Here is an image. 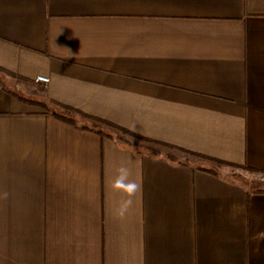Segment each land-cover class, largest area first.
<instances>
[{
    "label": "crops",
    "instance_id": "obj_1",
    "mask_svg": "<svg viewBox=\"0 0 264 264\" xmlns=\"http://www.w3.org/2000/svg\"><path fill=\"white\" fill-rule=\"evenodd\" d=\"M0 67L54 111L256 170L0 85V264H264V0H0ZM121 165L143 185L123 219Z\"/></svg>",
    "mask_w": 264,
    "mask_h": 264
},
{
    "label": "trees",
    "instance_id": "obj_2",
    "mask_svg": "<svg viewBox=\"0 0 264 264\" xmlns=\"http://www.w3.org/2000/svg\"><path fill=\"white\" fill-rule=\"evenodd\" d=\"M0 73L4 74V76H9L12 78H20L23 79V77L10 72L2 67H0ZM3 78L0 77V85L3 87L4 90L11 93L12 95H15L19 99L26 101L33 105L41 106L42 108L46 109L47 111H52L54 115L59 117L61 120L72 123V124H78V117L81 118H91L93 119L96 125H98L99 128L96 126H83L84 128H89L90 130L96 131L97 133L101 134L102 136L111 138L118 143L122 144L123 146L133 148L137 151H142L144 153L153 155V156H159L164 155L165 157L169 158L172 161L179 160V158L182 156H191L196 157L198 159H209L212 160L220 165H229L233 169H239L243 171L248 172H256L254 168H251L250 166L239 165L235 163H229L224 162L222 160H218L216 158H212L210 156L194 152L191 150H188L186 148L176 146L174 144H170L168 142H164L161 140H156L144 135H141L139 133H136L132 130H129L127 128H124L122 126H119L115 123L87 116L86 114H83V112L77 110L76 108L70 107V106H63V111H54L46 102L38 101V100H31L25 97L20 96L15 91L11 90L10 88H7L3 85ZM80 121V120H79Z\"/></svg>",
    "mask_w": 264,
    "mask_h": 264
},
{
    "label": "clouds",
    "instance_id": "obj_3",
    "mask_svg": "<svg viewBox=\"0 0 264 264\" xmlns=\"http://www.w3.org/2000/svg\"><path fill=\"white\" fill-rule=\"evenodd\" d=\"M117 174L110 183L113 192L121 194V200L115 210L117 218L123 219L132 209L135 203V197L143 191V185L134 179H131V170L127 165H121L116 170Z\"/></svg>",
    "mask_w": 264,
    "mask_h": 264
},
{
    "label": "rangeland",
    "instance_id": "obj_4",
    "mask_svg": "<svg viewBox=\"0 0 264 264\" xmlns=\"http://www.w3.org/2000/svg\"><path fill=\"white\" fill-rule=\"evenodd\" d=\"M245 183L248 187H251V188H253V187H259L260 188L261 187L264 189V180L260 181V183H255V182H253V180L251 181V179H247L245 181Z\"/></svg>",
    "mask_w": 264,
    "mask_h": 264
},
{
    "label": "built area",
    "instance_id": "obj_5",
    "mask_svg": "<svg viewBox=\"0 0 264 264\" xmlns=\"http://www.w3.org/2000/svg\"><path fill=\"white\" fill-rule=\"evenodd\" d=\"M35 81L47 84L49 82V77L45 75H38L36 76Z\"/></svg>",
    "mask_w": 264,
    "mask_h": 264
}]
</instances>
